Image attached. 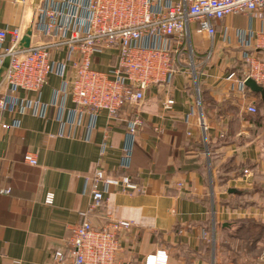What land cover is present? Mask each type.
<instances>
[{
  "label": "crops",
  "instance_id": "crops-1",
  "mask_svg": "<svg viewBox=\"0 0 264 264\" xmlns=\"http://www.w3.org/2000/svg\"><path fill=\"white\" fill-rule=\"evenodd\" d=\"M180 1L154 0L159 11ZM38 5L0 0V30L21 25L25 35L32 31L31 44L51 41L37 31ZM190 29L170 80L117 117L76 109L77 57L69 46L52 52L41 93L19 91L8 102L2 121L17 126L0 128V264H51L56 251L67 250L71 228L90 205L88 179L99 169L140 188H111L92 218L99 228L109 219L132 224L120 234L118 264H145L159 251L168 264H264V93L246 86L245 62L248 55L264 59L256 50L264 21L228 16L215 22L213 38L198 24ZM117 64L116 50L96 52L95 69ZM168 100L174 105L165 109ZM28 153L37 166L25 162Z\"/></svg>",
  "mask_w": 264,
  "mask_h": 264
},
{
  "label": "built area",
  "instance_id": "built-area-1",
  "mask_svg": "<svg viewBox=\"0 0 264 264\" xmlns=\"http://www.w3.org/2000/svg\"><path fill=\"white\" fill-rule=\"evenodd\" d=\"M30 1L17 0L24 6ZM38 12L37 31L51 37V41H39L25 49L23 26L0 30V46L10 42L0 53V70L9 61L0 88L2 130L17 126L2 121L15 94H39L46 86L53 72L51 54L57 48L69 46L76 51L75 79L70 88L76 109L106 112L114 118L127 104L139 106L153 85L170 80L178 62L175 54H183L179 46L190 40L191 25L198 24L201 32L213 38L215 22L228 16L242 13L264 21V0H181L166 11H159L154 0H39ZM58 33L68 37L57 38ZM169 40L175 41L178 49L170 50ZM101 49L118 52V64L108 72L93 67L96 52ZM256 50L264 54L263 31L257 34ZM245 62L249 66L247 79L264 87V59L248 55ZM173 105L174 101L168 100L165 109ZM248 112L255 115L258 110L250 107ZM138 124L136 120L131 126L132 134ZM25 162L38 165L32 153L26 155ZM88 180L92 184L89 208L82 221L71 228L67 250L56 251L51 264H118L120 234L132 224L109 219L105 227L99 228L92 218L104 207L105 195L111 188L125 194H134L140 188L129 177L110 176L102 169ZM53 201L54 196L48 195L47 204ZM168 261L167 252L159 251L149 256L145 264Z\"/></svg>",
  "mask_w": 264,
  "mask_h": 264
},
{
  "label": "water",
  "instance_id": "water-1",
  "mask_svg": "<svg viewBox=\"0 0 264 264\" xmlns=\"http://www.w3.org/2000/svg\"><path fill=\"white\" fill-rule=\"evenodd\" d=\"M31 37H32V31H29L22 40V47L25 49H28L31 46ZM9 67V61L6 60L3 68L0 70V81L2 79V75L5 70H7ZM246 86L249 87L253 92L256 93H264V89L260 87L254 80L248 79L246 81Z\"/></svg>",
  "mask_w": 264,
  "mask_h": 264
},
{
  "label": "rangeland",
  "instance_id": "rangeland-1",
  "mask_svg": "<svg viewBox=\"0 0 264 264\" xmlns=\"http://www.w3.org/2000/svg\"><path fill=\"white\" fill-rule=\"evenodd\" d=\"M221 63H222V60H221ZM224 63H226V62H224Z\"/></svg>",
  "mask_w": 264,
  "mask_h": 264
}]
</instances>
